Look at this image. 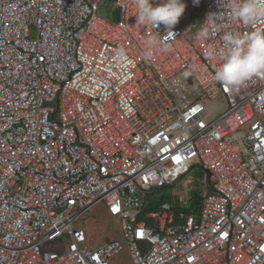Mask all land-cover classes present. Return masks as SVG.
Masks as SVG:
<instances>
[{"label":"built area","instance_id":"built-area-1","mask_svg":"<svg viewBox=\"0 0 264 264\" xmlns=\"http://www.w3.org/2000/svg\"><path fill=\"white\" fill-rule=\"evenodd\" d=\"M102 1L0 0V264H264V78L222 87L196 36L223 0H199L191 39L187 1L174 33L136 23L133 0L104 19ZM153 32L167 47L148 58ZM193 167L197 215L163 203L138 219ZM100 204L121 242L74 225Z\"/></svg>","mask_w":264,"mask_h":264},{"label":"clouds","instance_id":"clouds-1","mask_svg":"<svg viewBox=\"0 0 264 264\" xmlns=\"http://www.w3.org/2000/svg\"><path fill=\"white\" fill-rule=\"evenodd\" d=\"M136 23L152 31L161 25L169 33L185 11L183 0H133ZM198 3L199 0H194ZM155 5V6H154ZM219 13H208L196 33L200 40L211 41L206 54L219 63L212 80L224 88H234L253 79L264 78V29L241 33L230 25L252 26L264 19V0H223ZM156 33L145 40V56L166 50ZM217 41L219 43H217ZM194 214V213H190ZM197 215V214H194Z\"/></svg>","mask_w":264,"mask_h":264},{"label":"rangeland","instance_id":"rangeland-1","mask_svg":"<svg viewBox=\"0 0 264 264\" xmlns=\"http://www.w3.org/2000/svg\"><path fill=\"white\" fill-rule=\"evenodd\" d=\"M189 4H193V12L189 21L182 24V30L188 39L193 37L194 31L201 22L202 4L195 6L194 0H184ZM200 7V10L198 8ZM101 16V15H100ZM102 17V16H101ZM103 18V17H102ZM107 19V18H104ZM234 148L238 149L239 144L233 143ZM206 176L204 172L198 168L193 167L190 172L181 177L179 181L168 188L158 190L155 197L166 196L173 201H178L184 207L194 206L203 200L202 196L208 193ZM75 226L82 228L86 232L87 239L91 240V245H102L110 240L122 241L121 231L117 219L107 215L102 204L92 208L85 214L82 219L74 222ZM117 264H128L124 260V255L116 258Z\"/></svg>","mask_w":264,"mask_h":264},{"label":"trees","instance_id":"trees-1","mask_svg":"<svg viewBox=\"0 0 264 264\" xmlns=\"http://www.w3.org/2000/svg\"><path fill=\"white\" fill-rule=\"evenodd\" d=\"M115 1L116 0H103L102 1L101 5H100L99 14L103 18L112 17V20H115L117 18V10L115 8ZM193 4H190L192 6V8H194ZM196 5L199 6V3L195 2V6ZM198 10H200V7L198 8ZM168 186H164V187L159 188V189H154V190H152L151 192H149L148 194L145 195V197L143 199V204H142V207H141V212L139 214L138 219L145 220V215L148 212L157 211L159 209L160 205L163 204V203H169L171 205V207H172V210L175 213H177V211H182V212L187 213V214H190V213L198 214L199 213V211L201 209V205H202V201L201 200L199 201L198 204H196L194 206L191 205L189 207H184L178 201L171 202V200L169 198H167L166 196L155 197V193L158 190H161V189H164V188H168ZM148 221L150 222V220H148Z\"/></svg>","mask_w":264,"mask_h":264}]
</instances>
